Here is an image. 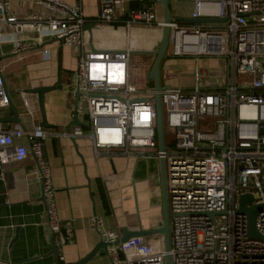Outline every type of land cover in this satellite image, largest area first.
Returning a JSON list of instances; mask_svg holds the SVG:
<instances>
[{"label": "built area", "instance_id": "2783aa9c", "mask_svg": "<svg viewBox=\"0 0 264 264\" xmlns=\"http://www.w3.org/2000/svg\"><path fill=\"white\" fill-rule=\"evenodd\" d=\"M176 1L193 5L190 18L223 22L165 24L151 7L128 9L121 0H102L91 21L78 4L62 0H33L41 12L28 17L11 15L8 3H0V44H10L17 59L35 49L20 38L31 33L41 45L58 40L75 52L76 66L63 85L67 94L78 96L71 118L76 116L82 124L63 131L0 124V174L5 165L34 154L47 227L58 248L60 221L50 169L40 158L42 142L86 138L96 156L101 150L130 155L149 148L166 164L171 264H264V241L249 235L248 218L238 211L244 194L252 195L248 206L264 205V0ZM89 23L96 29L120 23L127 29L168 26V57L193 58L191 87L162 85L159 92L164 131L171 136L164 151L157 147L155 89L146 97H132L129 51L85 48L84 28ZM197 39L210 44L198 47L192 44ZM38 52L48 55L45 49ZM210 59L225 62V77L220 75L214 88L199 79L201 60ZM5 70L0 64V108L9 104ZM24 105L29 106L26 99ZM21 139L27 147L15 143ZM89 224L105 242L119 239L116 232L102 229L100 218H90ZM255 228L264 238V207ZM108 249L113 264H164L166 254L163 246L155 248L142 237Z\"/></svg>", "mask_w": 264, "mask_h": 264}, {"label": "crops", "instance_id": "0c3cea01", "mask_svg": "<svg viewBox=\"0 0 264 264\" xmlns=\"http://www.w3.org/2000/svg\"><path fill=\"white\" fill-rule=\"evenodd\" d=\"M62 1L70 5L78 4L83 17L88 21L96 18L102 3V0ZM121 1L128 9L151 7L161 18L157 0ZM3 2L8 3V13L16 17H28L41 12L33 0H0V3ZM169 4L174 17H190L193 10V5L188 2L169 0ZM161 36L162 31L155 27L127 29L120 23L100 29L92 28L90 35L85 31L83 41L85 48H91L90 37L93 49L140 52L154 51ZM20 38L24 42H30L35 49L17 59L10 53V44H0V64L6 66L5 77L13 72L23 73L24 77L18 86L10 90L6 83V88L18 111L21 125L29 131L40 125L41 115L36 94L27 91L55 84L59 44L47 42L41 45L33 33L20 35ZM38 49L47 50L48 55H42ZM132 55L141 54L129 56L130 80L133 76ZM142 56L146 58L143 61L146 78L154 55ZM168 58L161 66L162 85L190 88L193 82L191 61ZM220 61L210 59L203 62L216 70L221 66ZM179 64L184 67L182 72L178 71ZM75 66V52L62 46V75L63 72L71 73ZM62 86V90L50 91L44 95L45 117L49 125L45 129L48 131H63L72 121L74 97L66 93L63 83ZM214 87L215 85L212 88ZM24 99L28 101V107L24 105ZM10 116L8 107L0 108V119ZM0 124L18 126L15 123ZM15 143L28 146L25 139L15 140ZM40 158L50 169L54 204L60 221L58 237L61 245L56 248L58 264H75L98 243L100 233L89 224L90 218L94 216L100 218L102 229L116 232L119 239L123 229L129 232L151 231L162 225L159 159L154 157L153 150L140 148L130 155L116 149L101 150L96 156L86 138H48L42 142ZM37 170V161L29 153L24 160L5 165L0 174V262L55 264L52 234L47 227L45 206L39 200L42 189ZM58 237L55 239L58 240ZM143 239L155 248L163 246L161 235L154 234ZM60 256L63 260L59 259ZM85 264L113 262L108 253L100 250Z\"/></svg>", "mask_w": 264, "mask_h": 264}, {"label": "water", "instance_id": "95a60500", "mask_svg": "<svg viewBox=\"0 0 264 264\" xmlns=\"http://www.w3.org/2000/svg\"><path fill=\"white\" fill-rule=\"evenodd\" d=\"M156 3L161 8V18L165 24H169L171 22H177L181 25H201L203 23H219L223 22V20L219 19H203V18H190V17H174L172 15L169 0H157ZM93 28V24H86L84 31H87L90 35L91 30ZM162 36L160 43L156 46L154 51H140V52H129L130 54H141V55H154V61L151 66L150 71L147 73L146 78L148 81L153 83V87L156 91L154 96L155 107H156V136H157V147L158 150L164 151L165 149V132H164V123H163V112H162V103H161V96L159 92L162 90V82H161V65L162 62L167 59V52L169 48V37H170V28L165 26L162 30ZM51 43L59 42L58 40L49 41ZM59 44L58 48V57H57V73H56V82L54 85L51 86H40L37 88H33L27 93L36 94L38 107L41 115V123L40 126L43 128L49 127L46 123L45 117V109H44V95L50 91L62 90L63 80H62V45ZM89 45L92 48V38L89 37ZM5 95L9 99L8 108L11 111V116L8 118L0 119V123H15L21 126L23 129L24 127L20 123V118L18 111L12 101L10 100L9 93L7 88H5ZM77 97L74 99V107L73 112L75 113ZM82 125L76 116H74L73 120L67 125L66 129L70 126H78ZM32 156L34 154L30 153ZM37 161V158L34 156ZM159 172H160V184H161V194H162V225L157 228L156 230L151 231H136V232H129L126 229H123V234L120 239L114 242V244H110L105 242L102 238L98 241V243L94 246V248L83 258H81L75 264H85L89 260H91L96 254L103 250L106 253L108 252V248L111 246H117L122 244L123 242L137 237H148L154 234L161 235L163 239V250L166 253L164 264H171V256L169 254L170 251V225H169V211H168V193H167V176H166V164L163 158L159 159ZM43 202V198L39 199ZM253 201L252 195L244 194L239 197V212L243 213L248 218V233L249 235L258 240L264 241V238L257 232L255 228V219L257 214L263 209L264 205H252L248 206ZM53 240V236L51 238ZM53 254L55 257V264H58V253L57 249L53 246ZM0 264H7L0 262Z\"/></svg>", "mask_w": 264, "mask_h": 264}, {"label": "rangeland", "instance_id": "374dc122", "mask_svg": "<svg viewBox=\"0 0 264 264\" xmlns=\"http://www.w3.org/2000/svg\"><path fill=\"white\" fill-rule=\"evenodd\" d=\"M6 30L7 29H3V32H5ZM149 56L152 57V55H149ZM144 59L146 60V58L143 57L142 55L141 56L140 55H132L131 56V68H132L131 70L133 71V76L131 77L130 84H131V89L134 92L132 97H139V96L146 97L149 95L148 92L153 89L152 83L148 82V80L145 78V70L146 69H145V65L143 63ZM168 59H165V60H168ZM179 59H181V58H179ZM192 59L193 58L185 59V60H190L191 65L193 66ZM203 61L204 60H201V68H203V70L200 71V78H199L200 82L207 88L213 87V85H216L219 83V76L220 75L223 78L225 77V62H224V60H221L220 61L221 66L218 69L215 68L216 70H214L212 68H207V64ZM163 62H162V64H163ZM183 68L184 67L182 64L178 65V71L179 72H182ZM219 70H221V72ZM22 74H23L22 72H13L9 76L7 75L5 77L6 83H7V88L10 90H13L16 86H18V84L20 82H22L21 78L24 77V76H22ZM170 74H172V73H170ZM168 135L171 138L170 134H168Z\"/></svg>", "mask_w": 264, "mask_h": 264}, {"label": "trees", "instance_id": "16d2710c", "mask_svg": "<svg viewBox=\"0 0 264 264\" xmlns=\"http://www.w3.org/2000/svg\"><path fill=\"white\" fill-rule=\"evenodd\" d=\"M167 53H169V48H168V52H167ZM69 74H70V73H65V72H63L62 79H63V83H64V84L67 82V77L69 76ZM164 126H165V125H164ZM164 132H165V143L167 144V143H169V141H170V137H169L167 131H164Z\"/></svg>", "mask_w": 264, "mask_h": 264}, {"label": "bare ground", "instance_id": "6f19581e", "mask_svg": "<svg viewBox=\"0 0 264 264\" xmlns=\"http://www.w3.org/2000/svg\"><path fill=\"white\" fill-rule=\"evenodd\" d=\"M192 44H196V46L201 47L205 44H210V41L208 39H197L196 41L192 40Z\"/></svg>", "mask_w": 264, "mask_h": 264}]
</instances>
